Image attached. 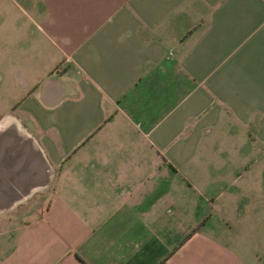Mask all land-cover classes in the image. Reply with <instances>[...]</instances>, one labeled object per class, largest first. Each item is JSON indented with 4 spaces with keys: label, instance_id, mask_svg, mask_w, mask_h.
Listing matches in <instances>:
<instances>
[{
    "label": "crops",
    "instance_id": "obj_1",
    "mask_svg": "<svg viewBox=\"0 0 264 264\" xmlns=\"http://www.w3.org/2000/svg\"><path fill=\"white\" fill-rule=\"evenodd\" d=\"M33 8L0 57V264L250 263L264 0Z\"/></svg>",
    "mask_w": 264,
    "mask_h": 264
},
{
    "label": "rangeland",
    "instance_id": "obj_2",
    "mask_svg": "<svg viewBox=\"0 0 264 264\" xmlns=\"http://www.w3.org/2000/svg\"><path fill=\"white\" fill-rule=\"evenodd\" d=\"M36 5H42V0H0V57L6 62L3 65L7 66L8 58L5 57L12 54L11 44L25 41L31 33L30 26L36 20L33 6ZM260 149L262 157L257 158L250 168L256 185L246 190L249 205L242 206L244 214L232 225L237 233V248L242 253L246 251L244 255L250 262L248 264H264V145H257L258 153ZM244 175L241 170L240 178L243 179Z\"/></svg>",
    "mask_w": 264,
    "mask_h": 264
},
{
    "label": "trees",
    "instance_id": "obj_3",
    "mask_svg": "<svg viewBox=\"0 0 264 264\" xmlns=\"http://www.w3.org/2000/svg\"><path fill=\"white\" fill-rule=\"evenodd\" d=\"M202 220H204V219H202Z\"/></svg>",
    "mask_w": 264,
    "mask_h": 264
}]
</instances>
